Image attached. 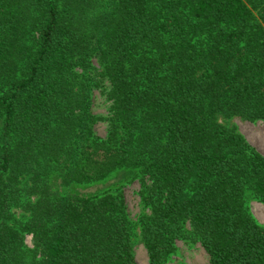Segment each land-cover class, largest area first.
I'll list each match as a JSON object with an SVG mask.
<instances>
[{
    "label": "trees",
    "instance_id": "obj_1",
    "mask_svg": "<svg viewBox=\"0 0 264 264\" xmlns=\"http://www.w3.org/2000/svg\"><path fill=\"white\" fill-rule=\"evenodd\" d=\"M233 117L264 122V0H0V264H137L136 239L264 264V156Z\"/></svg>",
    "mask_w": 264,
    "mask_h": 264
},
{
    "label": "rangeland",
    "instance_id": "obj_2",
    "mask_svg": "<svg viewBox=\"0 0 264 264\" xmlns=\"http://www.w3.org/2000/svg\"><path fill=\"white\" fill-rule=\"evenodd\" d=\"M107 105L102 98L95 93L94 99V113L97 115L106 114ZM234 124L239 132L246 138V140L264 156V122L257 121L251 123L243 120L240 117H233L230 121ZM95 132L100 137L105 136V125L98 123L95 126ZM97 190L95 187H86L84 189H78L82 194L91 193ZM124 197L128 209L130 218L134 223L137 222L139 215L143 209L140 204L138 192L139 185L137 182L132 183L129 186L124 187ZM251 213L257 219L259 223L264 225V207L257 201L252 200L249 204ZM146 212V211H145ZM138 233L139 230L137 229ZM25 244L28 247H32L31 238L26 237ZM178 254L173 257L172 261L168 264H208V257L203 249L198 244H187L184 241H178L176 243ZM134 257L137 264H149L146 250L139 239H136L134 246Z\"/></svg>",
    "mask_w": 264,
    "mask_h": 264
}]
</instances>
